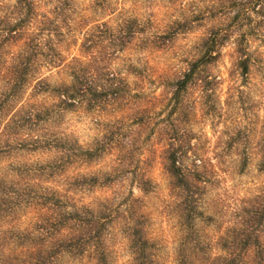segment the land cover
I'll use <instances>...</instances> for the list:
<instances>
[{
    "label": "rangeland",
    "instance_id": "1",
    "mask_svg": "<svg viewBox=\"0 0 264 264\" xmlns=\"http://www.w3.org/2000/svg\"><path fill=\"white\" fill-rule=\"evenodd\" d=\"M35 2L36 11L59 30L52 41L61 63L46 66L38 58L34 79L1 115L0 131L13 110L37 113L55 103L48 93L32 92L38 77L53 87L66 85L72 67L92 87L79 104L54 112L48 121L34 117L14 140L0 134V145L8 141L12 147L0 155V171L55 159L54 149L30 151L31 138L54 133L83 149L100 140L107 148L104 154L87 162L76 158L41 179V186L69 189L79 204H111L116 218L107 237L109 264L132 263L123 230L132 198L137 199L133 212L143 215L153 243L154 264H178L181 244L190 233L199 240L201 253H217L216 238L232 224L235 211L264 191V170L259 167L264 147V0ZM22 15L16 0H0V101L8 86V63L21 43L4 36ZM207 41L220 50L219 57L174 93L188 63L202 54ZM238 48L249 59L245 74L237 62L246 55H239ZM109 85L117 90L106 89L102 108H90L86 99ZM20 140H25L22 147ZM173 148L184 165L205 167L198 206L202 217L195 220L193 232L180 223L178 188L167 171ZM108 174L113 180L101 184ZM93 175L98 183L90 185ZM146 179L145 191L141 182ZM35 215L26 208L14 224L27 226ZM59 264L94 263L86 256L65 254Z\"/></svg>",
    "mask_w": 264,
    "mask_h": 264
},
{
    "label": "trees",
    "instance_id": "2",
    "mask_svg": "<svg viewBox=\"0 0 264 264\" xmlns=\"http://www.w3.org/2000/svg\"><path fill=\"white\" fill-rule=\"evenodd\" d=\"M16 7L23 10V15L6 30L4 39L11 43H21L8 63V86L4 99L0 101V117L9 112V107L17 99L21 89L34 79L39 59L42 58L46 66L61 63L60 53L52 41V36L60 33L52 19L36 11L35 0H16ZM27 26L29 28L25 30ZM1 48L0 44V55ZM216 48L207 41L202 54L188 63L174 93L185 89L190 80L204 71L202 68L219 57L220 50ZM236 51L241 56L246 55L244 48ZM237 63L241 67V73H247L248 56L239 59ZM71 69L72 80L66 85L53 87L45 78L38 77L32 92L48 93L54 96L55 103L51 108L45 107L37 113H26L24 108L13 110L5 119L0 134L6 140L11 137L14 140L18 130L34 117L48 121L54 112L66 110L85 99L92 86L84 83V75L72 67ZM106 89L117 90L109 85L103 92H95L94 97L86 99V104L90 108H102L107 100L105 96L109 93ZM20 141L18 145L22 147L25 140ZM27 146H30V151L54 149L57 155L47 165L11 167L0 171V264H59V259L65 254L72 257L86 256L94 264H109L107 237L116 218L111 204L106 200L94 205L79 204L71 197L69 189L61 192L41 186V179L62 171L76 158L87 162L104 154L107 149L104 143L97 140L91 147L83 149L70 139L53 133L41 138H31ZM10 148L12 147L8 141H4L0 145V155ZM176 154L177 149L173 148L167 171L173 179L174 187L178 188L179 216L182 219L180 223L185 229L192 231L195 220L202 217L198 206L201 185L205 182V167L202 163L184 165ZM259 167L264 170V147ZM98 179L95 175L91 176L90 185L98 183ZM112 180V174H108L100 183ZM148 182L147 179L141 182L145 191ZM69 185L73 183L69 182ZM136 201L137 199L132 198L128 205L127 221L123 229L128 238L131 264H154L153 243L145 231L143 215L133 212ZM26 208H31L36 213L34 221L27 226L17 227L14 221L19 212ZM191 234L181 244L178 264H264V191L235 211L232 224L225 227L216 238L217 253H201L199 240L191 237Z\"/></svg>",
    "mask_w": 264,
    "mask_h": 264
}]
</instances>
